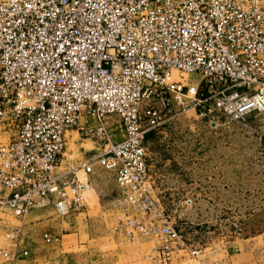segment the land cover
Returning <instances> with one entry per match:
<instances>
[{
  "label": "built area",
  "instance_id": "obj_1",
  "mask_svg": "<svg viewBox=\"0 0 264 264\" xmlns=\"http://www.w3.org/2000/svg\"><path fill=\"white\" fill-rule=\"evenodd\" d=\"M189 111L210 123L264 112V0H0V124L10 132L0 144V207L17 216L47 204L77 211L97 162L114 172L125 201L149 210L145 138ZM113 115L123 138L56 171L68 131L91 130L97 119L96 134L107 138ZM113 228L131 240L161 236L156 264L184 246L172 225L130 213ZM17 246L0 256L16 259Z\"/></svg>",
  "mask_w": 264,
  "mask_h": 264
},
{
  "label": "rangeland",
  "instance_id": "obj_2",
  "mask_svg": "<svg viewBox=\"0 0 264 264\" xmlns=\"http://www.w3.org/2000/svg\"><path fill=\"white\" fill-rule=\"evenodd\" d=\"M109 119L107 138L96 134L97 119H91V130L68 131L56 171L96 157L110 142L123 138L121 120L116 115ZM9 138V130L0 124V144ZM145 144L151 173L157 168L159 182L170 188L158 189L152 174V208L132 207L114 172L95 162L87 201L77 211L60 214L47 204L17 216L0 207V248L11 251L18 244L19 251L14 260L0 256V264L31 261L45 253L53 256L54 264L61 263L59 254L69 264H156L150 257L161 236L136 232L129 239L113 228L119 213L153 227H175L184 246L169 264H264V112L210 123L189 111L152 131ZM17 228L19 237L8 239L6 234ZM45 232L58 239L48 242Z\"/></svg>",
  "mask_w": 264,
  "mask_h": 264
},
{
  "label": "crops",
  "instance_id": "obj_3",
  "mask_svg": "<svg viewBox=\"0 0 264 264\" xmlns=\"http://www.w3.org/2000/svg\"><path fill=\"white\" fill-rule=\"evenodd\" d=\"M153 169V170H152ZM157 168H151L152 170V174L153 176H155L157 178V180L161 177L160 174H158L156 171H154ZM154 171V172H153ZM159 172V169H158ZM115 175V174H114ZM157 188L160 189L161 191H167L169 188V186L167 185H162L161 182H159V180L157 181ZM64 254H59L57 257V260L60 259L61 263L60 264H69V261H66V257L64 258ZM54 258L51 254H39L37 256H35L34 258H32V260L30 261L29 259H22L21 262H14V264H47L48 262H51L50 264H54ZM70 264H73V262L71 261Z\"/></svg>",
  "mask_w": 264,
  "mask_h": 264
},
{
  "label": "bare ground",
  "instance_id": "obj_4",
  "mask_svg": "<svg viewBox=\"0 0 264 264\" xmlns=\"http://www.w3.org/2000/svg\"><path fill=\"white\" fill-rule=\"evenodd\" d=\"M185 76L188 77L186 74H185ZM73 136H75V135H73ZM73 136H72V138H73ZM72 141H73V140H72ZM73 143H74V142H73ZM73 143H72V144H73ZM72 144H71V145H72ZM69 145H70V143H69ZM71 145H70V146H71ZM71 147H73V146H71ZM69 150H70V148H69Z\"/></svg>",
  "mask_w": 264,
  "mask_h": 264
},
{
  "label": "trees",
  "instance_id": "obj_5",
  "mask_svg": "<svg viewBox=\"0 0 264 264\" xmlns=\"http://www.w3.org/2000/svg\"><path fill=\"white\" fill-rule=\"evenodd\" d=\"M150 133H151V132H150ZM150 133H149V134H150ZM149 134H147V135H149Z\"/></svg>",
  "mask_w": 264,
  "mask_h": 264
}]
</instances>
